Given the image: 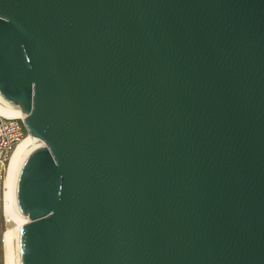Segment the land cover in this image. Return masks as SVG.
<instances>
[{
	"label": "water",
	"instance_id": "obj_1",
	"mask_svg": "<svg viewBox=\"0 0 264 264\" xmlns=\"http://www.w3.org/2000/svg\"><path fill=\"white\" fill-rule=\"evenodd\" d=\"M0 94L21 264H264V0H0Z\"/></svg>",
	"mask_w": 264,
	"mask_h": 264
},
{
	"label": "bare ground",
	"instance_id": "obj_2",
	"mask_svg": "<svg viewBox=\"0 0 264 264\" xmlns=\"http://www.w3.org/2000/svg\"><path fill=\"white\" fill-rule=\"evenodd\" d=\"M0 113L7 116L25 117L18 105L10 103L0 94ZM44 142L41 139L28 134L16 147L11 161L6 180V215L3 233L5 249V264H21L19 231L21 225L28 221V217L21 213L17 203V183L22 165L26 158L36 149L42 147Z\"/></svg>",
	"mask_w": 264,
	"mask_h": 264
},
{
	"label": "built area",
	"instance_id": "obj_3",
	"mask_svg": "<svg viewBox=\"0 0 264 264\" xmlns=\"http://www.w3.org/2000/svg\"><path fill=\"white\" fill-rule=\"evenodd\" d=\"M29 133L24 118L0 113V225L6 215V180L12 155Z\"/></svg>",
	"mask_w": 264,
	"mask_h": 264
},
{
	"label": "rangeland",
	"instance_id": "obj_4",
	"mask_svg": "<svg viewBox=\"0 0 264 264\" xmlns=\"http://www.w3.org/2000/svg\"><path fill=\"white\" fill-rule=\"evenodd\" d=\"M5 229H6L5 221L2 220L1 225H0V264H5V261H4L5 249H4L3 239H2Z\"/></svg>",
	"mask_w": 264,
	"mask_h": 264
}]
</instances>
